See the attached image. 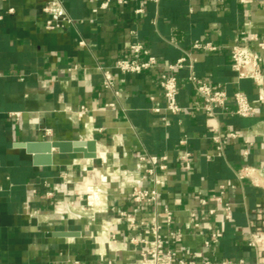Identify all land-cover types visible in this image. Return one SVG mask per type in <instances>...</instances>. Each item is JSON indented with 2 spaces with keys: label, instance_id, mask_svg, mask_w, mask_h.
Instances as JSON below:
<instances>
[{
  "label": "crops",
  "instance_id": "obj_1",
  "mask_svg": "<svg viewBox=\"0 0 264 264\" xmlns=\"http://www.w3.org/2000/svg\"><path fill=\"white\" fill-rule=\"evenodd\" d=\"M42 1L0 0V264H100L102 253L108 264L115 257L108 245L113 233L120 246L113 264H135L139 246L130 244L134 231L120 213L163 219L165 207L174 211V226L184 232L185 253L264 264V252L248 244L250 231L264 221V105L244 118L231 100L210 118L189 79L193 71L224 85L229 94L242 90L257 99L255 83L238 79L230 48L245 33V43L264 56L250 39L257 34L264 40V0H132L108 9L93 0H62L75 22L55 30L44 27L48 16ZM139 8L144 12L138 14ZM81 40L87 44L80 45ZM135 41L162 64L186 57L192 65L178 71L181 113L172 115L166 108L163 66L141 74L113 68ZM206 41L218 49L194 47ZM75 65L76 70H67ZM99 65L113 69L118 94L104 87ZM81 106L87 109L83 117L77 114ZM158 107L161 112L154 110ZM230 132L238 137L226 140L224 155L216 156L214 137ZM88 139L97 141L95 159L53 149L51 165H36L25 146ZM186 152L192 154L191 169L181 159ZM139 154L168 157L158 206L134 204L132 185L118 171H134ZM245 164L260 169L258 185L238 179ZM86 183L96 188L100 206L89 207ZM221 186L232 207L229 220L212 198ZM201 197L209 199L206 207ZM211 207L217 213L205 215L204 230H193L190 210ZM214 230L223 237L207 248L204 241ZM61 231L77 235L55 234Z\"/></svg>",
  "mask_w": 264,
  "mask_h": 264
},
{
  "label": "built area",
  "instance_id": "obj_2",
  "mask_svg": "<svg viewBox=\"0 0 264 264\" xmlns=\"http://www.w3.org/2000/svg\"><path fill=\"white\" fill-rule=\"evenodd\" d=\"M99 3L100 8L108 9L111 4L125 5L132 0H93ZM151 2H159L160 0H148ZM248 3L251 0H241ZM42 11L48 18L44 23L47 30L65 29L74 24V19L69 15L62 0H43ZM13 12V9H10ZM136 12L143 13L144 9L139 8ZM1 17V16H0ZM250 39L256 41L259 47L264 50V40H261L257 34H251ZM248 37L245 33L240 37V41L233 44L231 50L232 67L237 74L239 80H252L258 88L257 99L252 101L248 95L242 90H236L233 94H229L228 89L224 85H213L201 78H199L193 71L189 79L194 85L198 94L203 100V109L208 117L215 118L218 115V110H225L227 104L233 100L236 104V114L240 117L248 118L255 114L258 105H264V56L260 51L254 50L250 45L245 43ZM80 45L85 46L87 43L84 40L79 42ZM194 47L197 49H204L208 51H215L218 49L212 42H196ZM158 66H163L161 72V88L164 97L167 100V110L172 115H177L183 111L182 105L178 101L179 82L178 71L185 67L192 69L191 64H187V58L182 57L178 60L162 64L157 56L153 55L150 49L141 41H135L131 44L129 54L127 57L118 59L113 66L122 74H141L154 69ZM75 65L69 67L67 70H76ZM99 70L103 74V85L107 89L115 91V75L111 67L99 65ZM118 94V91H115ZM114 104H111L113 106ZM66 111H72L71 108L66 107ZM86 107L81 106L77 110L79 117L86 114ZM156 112H161V108H155ZM18 116V115H17ZM46 134L52 133L51 129H46ZM238 133L230 132L226 136L216 135L214 137V144L216 148V156L224 155V143L228 139H236ZM186 143V139L181 141ZM244 155H248L245 151ZM192 154L186 152L181 156L187 169H191ZM136 169L134 171L120 170V173L129 179L132 185L131 200L134 204H151L158 206L160 191L166 187L167 176L165 174L168 168V157L164 155L153 154H139ZM258 174L261 176L260 169L250 164H245L243 169L238 173L240 181L251 178V180L258 185ZM87 184V183H86ZM87 189L91 190L88 195L89 207H97L101 205L100 197L95 191L96 188L87 184ZM226 186H221L219 193L213 195V199L218 201L220 208L226 219H231L233 216L232 207L229 202L224 199ZM209 204V199L206 197L200 198L201 207H206ZM64 206V205H63ZM217 213V208L211 207L206 210L203 208L192 209L189 212V222L193 230H204L205 215L213 216ZM127 212L120 213V219L126 218L130 228L134 231V235L130 238V244L139 246L136 247L139 257L135 264H246L244 258L218 260L215 258L201 259L199 253L191 252L185 253L182 250V243L184 241V232L180 228L174 226V211L170 207L164 208V218L161 219L155 216L154 219L137 220L135 218H127ZM95 219V218H93ZM223 237V232L220 230L212 231L204 241L207 248H211L215 242L220 241ZM248 244L254 247L259 252H264V229L256 227L249 234ZM109 248L114 252L115 257L108 260V264H113L116 260L117 252L120 249L118 246L117 234L113 233L111 240L108 242ZM129 243H124V247L129 249ZM106 254L102 253L100 256V264H105ZM74 264H80L75 261Z\"/></svg>",
  "mask_w": 264,
  "mask_h": 264
},
{
  "label": "water",
  "instance_id": "obj_3",
  "mask_svg": "<svg viewBox=\"0 0 264 264\" xmlns=\"http://www.w3.org/2000/svg\"><path fill=\"white\" fill-rule=\"evenodd\" d=\"M28 153L33 154V160L36 165H51L53 149L61 153H83L88 159H95L98 156V146L95 139L77 140V141H43L25 143ZM59 236H76L75 232H56Z\"/></svg>",
  "mask_w": 264,
  "mask_h": 264
},
{
  "label": "trees",
  "instance_id": "obj_4",
  "mask_svg": "<svg viewBox=\"0 0 264 264\" xmlns=\"http://www.w3.org/2000/svg\"><path fill=\"white\" fill-rule=\"evenodd\" d=\"M258 227L264 229V221H263L262 225H259Z\"/></svg>",
  "mask_w": 264,
  "mask_h": 264
}]
</instances>
